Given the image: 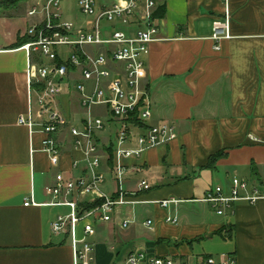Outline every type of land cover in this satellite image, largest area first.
<instances>
[{"label": "crops", "instance_id": "obj_1", "mask_svg": "<svg viewBox=\"0 0 264 264\" xmlns=\"http://www.w3.org/2000/svg\"><path fill=\"white\" fill-rule=\"evenodd\" d=\"M25 3V8L0 9V264H73L68 235L51 232L56 217L69 209L45 205L50 202L45 188L54 184L59 169L66 178L80 176L84 165L69 172L80 154L69 132L59 133L62 161L53 168L41 151L45 135L18 125L29 108L22 47L30 42L32 19L26 13L35 0ZM224 9L220 0H155L160 41L149 47L142 85L152 103L151 124L171 123L176 138L129 162L142 169L123 178V191L137 192L142 180L150 188L137 195L141 204L119 208L111 223L95 225L94 264H126L130 253L144 251L175 264H196L212 256L200 242L216 236L234 240L235 251L226 255H234L237 264H249L247 251L264 260V199L235 206L229 223L234 232L201 201L209 190L227 188L233 177L264 184V0H228L231 38L215 51L211 23ZM77 99L75 93L67 96V106L57 99L61 115L74 122L83 115ZM99 138L107 147L113 135ZM215 154L222 157L206 169ZM105 173L102 189L113 196V174ZM28 198L40 206L24 207ZM171 199L180 203L168 209L159 205ZM168 216L176 223L168 224ZM128 218L134 223L121 229L119 223ZM145 231L149 238L138 240Z\"/></svg>", "mask_w": 264, "mask_h": 264}, {"label": "built area", "instance_id": "obj_2", "mask_svg": "<svg viewBox=\"0 0 264 264\" xmlns=\"http://www.w3.org/2000/svg\"><path fill=\"white\" fill-rule=\"evenodd\" d=\"M65 0H35L26 16L32 19L27 36L34 39L22 49L27 55L29 108L18 119V125L29 132H42L41 151L54 168H59L62 145L56 136L68 131L71 145L80 154L73 160L69 172L84 165L80 176H64L59 169L54 184L46 187L49 207H66L69 214L57 216L51 224L53 234L66 233L70 240L73 264H94V248L90 238L96 234L99 222L111 223L117 209L141 204L138 194L149 190L142 180L135 193H125V176L141 171L140 161L148 151L167 147L176 138L171 123L151 124L152 103L142 77L149 47L158 38L159 26L154 16L155 0H76L83 20L75 23L62 12ZM225 12L211 23L210 39L219 50V43L230 39L228 0H220ZM33 55H35L33 58ZM75 93L78 108L83 111L79 121L66 119L60 113L61 96ZM72 97V96H71ZM72 101V100H71ZM70 102V101H69ZM71 106V105H69ZM35 107V108H34ZM104 108L105 117L93 118L90 111ZM113 140L104 147L99 136ZM257 141V140H255ZM113 144L112 155L106 149ZM113 174L115 194L107 195L102 186ZM264 199V184H252L233 177L229 186L209 190L201 201L211 206L219 216H233L237 205L254 206ZM178 200H165L159 205L168 209ZM24 207H39L32 198ZM175 217L166 219L176 223ZM134 218L122 220L121 229H127ZM147 227L151 221L145 223ZM126 264H175L174 260L156 258L146 251L130 253ZM196 264H236L234 256H209Z\"/></svg>", "mask_w": 264, "mask_h": 264}, {"label": "rangeland", "instance_id": "obj_3", "mask_svg": "<svg viewBox=\"0 0 264 264\" xmlns=\"http://www.w3.org/2000/svg\"><path fill=\"white\" fill-rule=\"evenodd\" d=\"M25 6H26L25 2L21 3L22 8H25ZM62 12L66 18L72 19L73 21H76V23L79 22L80 20L81 21L83 20L82 15L78 13V10L76 7V0H65L64 3L62 4ZM60 98H61L60 102L62 103V105L67 106L66 104L67 96H61ZM90 115H92V117L95 119L105 117L104 108L96 107L95 109L90 111ZM76 119H79V116ZM214 219L218 222L223 223L228 231L231 228L232 231L234 232V227H231V225L229 224L230 222H233V216L232 217L231 216H218L215 214ZM149 235H150L149 232L145 231V233L142 236H138L137 239L143 241L149 238L148 237ZM200 243L201 244L199 248L200 249L204 248L203 250L205 251L207 250L208 253L211 254L212 257H215V258H217V256L219 255H226L227 253H231V252L233 253L236 249V244L234 240L231 239V241H229L227 238H223V239L220 238V236H216L215 238L211 240L203 239L202 242ZM123 254L124 253L121 252L120 257H119L120 259L122 258ZM245 256H246L245 261H247L249 264H264V260H258L257 256L255 255L253 251H247V253H245ZM235 262H236V257H235Z\"/></svg>", "mask_w": 264, "mask_h": 264}, {"label": "trees", "instance_id": "obj_4", "mask_svg": "<svg viewBox=\"0 0 264 264\" xmlns=\"http://www.w3.org/2000/svg\"><path fill=\"white\" fill-rule=\"evenodd\" d=\"M27 2V0H0V9L3 11L6 10H10V9H14L16 7H18L21 3ZM34 39H32L31 37H27V41H33ZM112 148H113V144L106 149L109 157H111L112 155ZM222 155L221 154H215L208 162L206 169L212 170L213 169V164L214 162L221 158Z\"/></svg>", "mask_w": 264, "mask_h": 264}]
</instances>
